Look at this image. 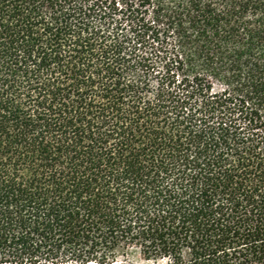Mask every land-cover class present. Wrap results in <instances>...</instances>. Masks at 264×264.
<instances>
[{"label":"trees","instance_id":"1","mask_svg":"<svg viewBox=\"0 0 264 264\" xmlns=\"http://www.w3.org/2000/svg\"><path fill=\"white\" fill-rule=\"evenodd\" d=\"M264 264V0H0V264Z\"/></svg>","mask_w":264,"mask_h":264},{"label":"rangeland","instance_id":"2","mask_svg":"<svg viewBox=\"0 0 264 264\" xmlns=\"http://www.w3.org/2000/svg\"><path fill=\"white\" fill-rule=\"evenodd\" d=\"M127 261L133 264H149L144 259L139 249L131 248L127 251ZM242 264H255L252 262Z\"/></svg>","mask_w":264,"mask_h":264}]
</instances>
